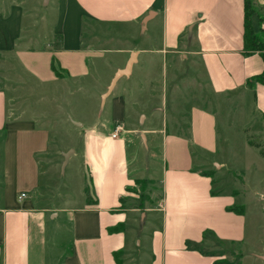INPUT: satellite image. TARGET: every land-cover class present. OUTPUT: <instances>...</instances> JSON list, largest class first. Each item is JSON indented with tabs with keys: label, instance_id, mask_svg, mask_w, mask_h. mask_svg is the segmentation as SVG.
Wrapping results in <instances>:
<instances>
[{
	"label": "crops",
	"instance_id": "1",
	"mask_svg": "<svg viewBox=\"0 0 264 264\" xmlns=\"http://www.w3.org/2000/svg\"><path fill=\"white\" fill-rule=\"evenodd\" d=\"M254 2L251 25L256 33L259 27L264 31V0ZM243 9L244 0H59V18L75 13L73 38L67 37L66 27H61L63 20L58 19L52 37L46 39L56 37L57 45L45 42L37 49L16 46L19 21H3L0 51L11 53L40 85L57 82V73L65 79L85 77L93 56L97 64L107 55H118L124 68L132 53L136 57L129 75L112 86L116 73L124 68L118 70L108 86L102 103L106 105L111 99L109 120L97 117L95 127L80 136L79 153L73 149L64 168L72 157L80 156L84 185L79 206L47 204L45 193L50 186L41 188L40 164L51 147L50 132L32 120L15 116L8 107L12 99L0 90V264H117L114 254L123 256L127 251L124 224L138 211L126 205L137 197L134 188L144 177L139 167H134L137 155L129 159V141L135 140V134L147 146L156 135L161 142V194L148 209L160 214L162 223L151 244L157 257L152 264H217L219 257L186 248V242L200 243L207 229L221 243L244 240L246 212H229L234 196L224 197L222 191L213 189L212 178L202 175L206 167H226L214 158L217 120L210 105L217 98L223 104L234 102V106L249 103L264 138V85L248 84L263 73L264 62L258 53L244 55ZM85 21L110 29L124 28L123 34L105 42L128 39L129 44L95 50L94 55L82 46L79 23ZM156 32L159 40H154ZM97 34L95 31V40L99 39ZM168 60L173 69L170 102L176 113L172 114L176 130L170 133L163 128L167 94L162 85L161 92L158 90L156 76ZM177 62L188 68L179 79ZM183 79L188 85L186 93L178 89L177 81ZM197 88L198 102L193 97L192 103L175 105L179 95L195 96ZM155 98L159 99L155 105L161 106L149 108ZM160 118L162 128L154 127ZM183 122L186 131L181 132L178 129ZM116 129L120 131L113 139ZM22 194L25 197L19 199ZM118 225L123 230L108 232Z\"/></svg>",
	"mask_w": 264,
	"mask_h": 264
},
{
	"label": "rangeland",
	"instance_id": "2",
	"mask_svg": "<svg viewBox=\"0 0 264 264\" xmlns=\"http://www.w3.org/2000/svg\"><path fill=\"white\" fill-rule=\"evenodd\" d=\"M58 3L59 0H47L45 3L44 0H0V39L5 33L2 26L6 24L3 21L11 18L12 23L14 21L17 24L19 21L20 26V39L16 42V46L37 49L45 42H52L51 46H56V37L53 41L46 39L52 37L51 30L55 22H59L63 17L59 18L61 13L58 10ZM62 20L61 27H66L65 34L69 39L73 38L77 26L75 13L71 11V14ZM79 25L82 46L92 51L94 55L95 50L103 51L108 47L120 49L129 44L128 39L115 40L110 44L105 42L115 34H123L124 28L110 29L87 21ZM95 31L98 32V40H95ZM156 33L154 40H159V35ZM4 41L5 38L1 40V44ZM119 57L107 55L95 64V56H93L87 63L88 74L85 77L65 79L56 71L57 82L40 85L31 80L11 53L0 51V90H4L9 95L8 98L12 99L8 106L9 110L15 116H20L23 120H32L35 126L46 128L50 132L51 147L40 164L41 188L44 190L47 185L51 187L48 188L49 192L45 193V200L49 205L63 206L68 203L70 206H79L81 203L84 181L80 156L72 157L67 168L62 171L60 167L62 155L73 149L79 153L80 136L84 135L85 130L95 127L98 116L102 121L109 120L110 102L108 101L111 99L106 105L102 102L105 100V93L109 92L108 86L113 75L124 68V61L119 60ZM175 68L177 79L188 70L185 63L179 62ZM172 74L173 69L168 60L166 64L164 63L162 71L159 70L156 75L158 90L161 92L162 85L167 94V108L164 113L166 126L164 125L163 128L168 130V133L176 130L172 128L174 116L172 114H176L175 108L170 102ZM177 82L180 85L178 89L186 93L187 81L183 79ZM192 91L189 90L190 96ZM198 93L199 88L195 89V96L188 98L185 94L179 95L175 105L192 103L193 97L195 98L193 100L197 99L198 102ZM158 98H155L154 103H150L148 107L159 102ZM235 104L234 102L223 104L217 98L214 107L210 105L217 120L218 144L214 158L219 163L224 162L226 167L216 166L218 169L212 166L206 167L204 173H208L212 178L214 190L222 191L224 197L232 194L235 198L234 207L246 212L244 240L238 243H221L214 238L213 232L207 229L203 232L200 243L186 242V245L197 247L188 249L190 251H201L205 255L212 252L215 257H219L220 264H264L262 259L264 258V157L260 155L258 149L248 144L250 141L260 145L264 151V138L258 128L259 120L250 111L249 103L239 106H234ZM180 115L183 117L182 121H185L184 113ZM182 125L183 127L178 130L184 132L186 122ZM153 126L162 128L161 118L158 122H154ZM135 137V140L129 138L131 139L128 146L129 159H132L130 156L137 155L134 167L137 165L144 177L137 181L134 188L137 197L131 198L126 205L127 209L138 211L135 216L130 215V221L124 224L127 251L119 258L123 264H152L157 257L151 249V244L155 235L162 230L161 215L149 211L161 194V142L160 136L156 135L153 144L147 146L140 140L138 134H135ZM86 188L88 189V186ZM85 195L88 199L89 195L87 193Z\"/></svg>",
	"mask_w": 264,
	"mask_h": 264
},
{
	"label": "trees",
	"instance_id": "3",
	"mask_svg": "<svg viewBox=\"0 0 264 264\" xmlns=\"http://www.w3.org/2000/svg\"><path fill=\"white\" fill-rule=\"evenodd\" d=\"M256 12V6L254 0H244V9H243V52L245 56H250L254 53H258L263 62H264V31L259 27L258 32H254L252 25H251V17ZM260 26V25H259ZM53 71H55L54 67L52 66ZM251 83H259L264 85V71L261 75L254 77L249 81L248 84ZM249 146L254 147L259 150L261 156L264 157V151L260 148V145L251 143L248 141ZM203 176H209L208 173H202ZM229 212H233L235 214H243V209H238L236 207H232L228 209ZM123 230L122 225H118L115 228L109 229V233L119 232ZM190 247V248H187ZM187 249H196V246H187ZM203 254L201 251H199ZM208 254V253H207ZM121 253H115L114 259L117 264H121L119 261ZM208 255H213L210 252ZM214 256V255H213ZM217 264H220L219 262Z\"/></svg>",
	"mask_w": 264,
	"mask_h": 264
},
{
	"label": "water",
	"instance_id": "4",
	"mask_svg": "<svg viewBox=\"0 0 264 264\" xmlns=\"http://www.w3.org/2000/svg\"><path fill=\"white\" fill-rule=\"evenodd\" d=\"M46 1H47V0H44V3H45ZM149 18H150V15H148V16L144 19V21L142 22V26L145 25V23L148 21ZM135 57H136V53H132L131 56H130L129 61L127 62L126 66H125V68H124L123 70L118 71V72L116 73V75H115V77H114V79H113V81H112V84H111L112 86H113V84H114V83H115L120 77L128 76V75H129L130 70H131V67H132V65H133L134 62H135ZM72 154H73V151H72V150H70V151H68L67 153H64V154H63V163H62V166H61V170H62V171L64 170V168H65V166H66V164H67V161H68L69 157H70ZM263 259H264V258H263Z\"/></svg>",
	"mask_w": 264,
	"mask_h": 264
},
{
	"label": "built area",
	"instance_id": "5",
	"mask_svg": "<svg viewBox=\"0 0 264 264\" xmlns=\"http://www.w3.org/2000/svg\"><path fill=\"white\" fill-rule=\"evenodd\" d=\"M120 131V129H116L115 130V132H114V134L111 136L113 139H115V138H117L118 137V132ZM25 197V195H21L20 196V198L19 199H22V198H24Z\"/></svg>",
	"mask_w": 264,
	"mask_h": 264
}]
</instances>
